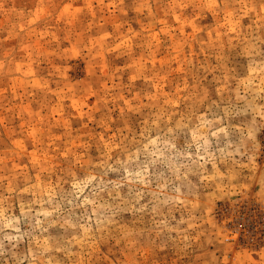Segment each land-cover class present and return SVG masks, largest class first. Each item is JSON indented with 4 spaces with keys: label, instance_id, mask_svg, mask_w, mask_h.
<instances>
[{
    "label": "rangeland",
    "instance_id": "1",
    "mask_svg": "<svg viewBox=\"0 0 264 264\" xmlns=\"http://www.w3.org/2000/svg\"><path fill=\"white\" fill-rule=\"evenodd\" d=\"M0 264H264V0H0Z\"/></svg>",
    "mask_w": 264,
    "mask_h": 264
}]
</instances>
